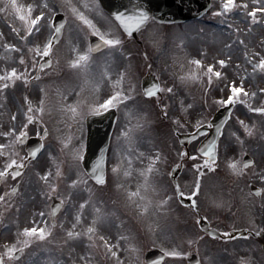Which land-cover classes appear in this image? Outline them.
<instances>
[{
    "label": "rangeland",
    "instance_id": "374dc122",
    "mask_svg": "<svg viewBox=\"0 0 264 264\" xmlns=\"http://www.w3.org/2000/svg\"><path fill=\"white\" fill-rule=\"evenodd\" d=\"M44 2L45 0H16L17 6L21 8L18 13L15 8L11 7V0H0V8H5L7 5L5 11H0V77L5 76L13 67L18 68L19 64L16 63V59L17 62L20 61V55L23 54L28 61L26 70L29 71L33 53H28L26 48H23L24 50L21 52L12 49V52L7 45H19L14 37L15 34L19 37L24 34L26 21L21 20L20 16L27 15L28 6L43 4ZM222 2L223 0H213V6L204 20L176 25H161L152 21L145 30L139 33L140 44L127 38L111 18L107 23H111L112 30L121 40V44L112 49L108 47L106 51L97 57H91L89 51L88 37L92 34V30H88L86 34L82 30L86 26L76 20L71 9L69 8L65 12L69 22L65 27L63 39L55 50L56 55L53 65L55 68L59 67L55 66L58 61L62 65L60 75L73 78L75 81L80 75L89 79L86 90L78 97L84 99L88 95L96 94L98 91L94 82H97L104 88V92L107 91L101 99L106 98V94H110L113 88L117 87L115 81H117L121 71L125 73L126 77L123 87H128L129 80L135 86L134 104L137 106V110L131 112L128 116L125 115V108L121 107L118 110L117 126L113 132L109 149L110 159L106 188L96 187L85 175L83 179L87 180V186L80 184L78 190H73L76 191V195H74L75 200L72 204L73 209H75L78 208L82 199L90 200L89 205L85 206L77 230H82L91 223L92 216L95 214L94 207H99L109 215L103 224L97 225V236L106 235L111 243H115L118 236L129 237L128 240L121 241L118 250V256L123 260V264H145L144 254L153 247L160 248L166 253L173 249L188 253L187 248L194 247L195 244H197V252L204 264H242V261L246 264H264V223L261 222L264 219L261 216V211L264 210V181L259 178L260 170L264 167V117L251 113L247 104L240 103L236 107L231 121L227 124L221 137L218 146V160L212 165L213 170L211 172L208 167L206 168L207 176L206 181H204L205 186L207 185V188L213 193L220 190L222 194L211 196L215 203V205L211 204V207L221 212L217 215L212 211L214 218L226 220L227 231L243 228L251 229L255 232L256 238L250 237L245 240L235 239L225 242L206 239L201 241L195 234L198 225L195 224L191 215L189 222L185 224L187 231L184 230L187 240L179 239L184 228L175 224L171 226L168 220V209L164 208L165 205L158 206V201L165 195L169 196L171 191L169 193L165 192V187L162 185L161 191L158 193L156 181L158 185L160 181L156 180L155 171L149 174V187L144 188L142 186L144 177L141 176V170L147 168L149 157L156 155L158 150L160 154L162 152L166 153L167 146V149L171 151L169 155L172 159L182 157L180 154L183 148L176 142L174 133L171 130L172 123H175L178 117L180 118L179 127H184L186 131L195 130L197 121L200 122L201 126L208 124L213 114L224 106L220 103V100L227 98L229 94L228 86L233 79L239 81L243 77L246 90L258 91V88L264 87V73L257 70L253 74L251 66L245 63L243 56V52L246 50L261 52V55H264V51H261L264 48V23H258L249 30L251 20L250 18L245 19L239 9L223 16L214 15L213 13L218 10ZM70 3L75 5L87 18L93 20L102 31L105 30L103 27L105 21L101 19V16L105 18L109 16L102 10L98 0H70ZM35 12L36 9L34 8L33 14ZM206 19L213 20V22L209 23ZM229 24H231V28L228 27ZM19 46L21 47V45ZM73 49H76V51L74 52ZM77 52L86 53L89 57L87 61L82 62L81 71L71 69L67 63L71 59L77 58ZM36 59L39 61L40 58L37 57ZM195 59L201 60L199 66L191 63ZM220 59L229 62L225 66H220L218 63ZM209 64L213 66L211 82H209L207 72ZM238 65L241 66L239 71ZM24 69L25 66L19 68V72H24ZM54 70L51 72L52 76L55 74ZM216 71H220L223 75L220 78L215 77L214 73ZM151 73L159 77L163 87L173 88V91L170 92L172 94L171 98L176 99L179 104L178 111H172L173 113L167 115L166 119L162 118V112L156 107L155 100H146L141 91L142 78ZM190 73L196 74L198 78H191ZM96 77L97 80L99 79L98 81L95 80ZM181 77H185V79H181ZM91 79L94 82H91ZM10 85H14L11 80ZM76 85L80 87V90L85 89L83 77L77 79ZM20 87H24V84L18 83L16 88ZM17 93L22 94V91L18 89ZM164 93L165 102L167 100L171 102L170 96H166L169 92L165 91ZM241 99H244V97L241 96ZM259 100H264V96L256 98L250 96L248 103L259 106ZM14 107L15 104L12 102L10 112ZM131 107L130 104L129 108ZM140 112L147 113V124L135 127L138 124L137 116ZM239 120H244V124L252 129L251 135L245 131L244 126L239 124ZM129 123L134 126L131 132V144L120 136L121 130H126ZM16 124L23 128L22 123ZM0 130H4L1 125ZM82 131L80 127H78V132L77 129L73 130L72 141L67 143L70 147L67 149L61 148L62 153H68L66 160L71 158L69 162H63L64 158L61 155L60 158L56 157L57 155L52 156L55 157V160L51 158L50 166L54 165L55 169L59 167L63 173V179L58 181L59 185H61V182L64 185L68 184L64 181L65 179L68 181L69 176L72 179L76 178L78 169L73 160V152L79 149L81 155L84 153V145H82V139L80 140ZM233 132L236 134L235 136L231 135ZM157 136L163 137V141L158 144L156 143ZM62 141L64 140L62 139ZM226 143L231 145L227 151L224 147ZM245 154H249L254 159V165L247 169H243L242 166ZM190 155L191 157H197V160L191 161V165H189V170L194 172L192 165L200 162L201 156L197 154L193 146L190 147ZM129 156L131 157L130 169L127 167ZM121 159L123 160L121 170L118 173H113V166ZM177 161H174V163ZM233 162L241 170L240 175L231 170ZM40 164V167L48 168L45 161ZM166 168L167 166H164V169ZM79 170L84 172L81 161ZM124 170L130 171L131 175L125 176ZM155 170H158L156 166ZM52 172L55 175V170H52ZM253 173H256V175H253ZM195 180H197V176L193 175L190 181L194 183ZM251 181L262 190L260 198L251 194L249 190ZM12 185L13 182L11 181ZM138 187L140 188V196L145 197L143 201L140 197H129L128 195L129 192L136 191ZM39 188L40 186L35 183L34 188L30 187L26 190L29 210L21 222L19 217L15 213L13 214V211L10 212L8 223L10 226L16 227V231H18V226L32 225L33 211L37 207L40 210L39 206L44 204V200H41L39 196H34L38 194ZM198 200L203 201L204 206L208 205L206 195L201 196ZM149 201L151 203L149 204L148 213L140 214L137 204L149 203ZM60 217L59 222L63 221L61 230L65 232L71 226V223L75 222L74 211H71L68 216L62 214ZM172 232L175 236L174 239ZM15 234L17 235L16 232ZM9 235L10 242L5 241L3 245L1 243L0 250L2 253L5 251L4 246L6 243L12 244L16 240L14 229H10V234L6 232V236L9 237ZM62 239H64L63 236L60 240ZM82 239L84 240L83 244H80L79 240L76 243L69 242L70 248H66L65 251H62L63 245L55 246L52 251L57 253L51 254L52 258L49 259L61 262L59 264H62L63 261L64 264H80L78 257L84 254L82 249L87 247L86 238ZM189 240L192 241L191 244L188 243ZM130 243L136 249L131 254L129 251H125ZM17 247L19 248L20 245L17 244ZM45 248L43 245L40 249L34 246L16 264H30V260L38 258ZM70 249L74 253L71 256H69ZM32 252L37 253L36 257H32ZM185 255L179 257L184 259ZM64 257H66V261L63 259ZM173 258L177 260V257ZM8 259L6 256V261ZM38 259L41 264H46V259H43L42 255ZM169 261L170 259L167 264ZM92 264H115V258L94 255Z\"/></svg>",
    "mask_w": 264,
    "mask_h": 264
},
{
    "label": "snow or ice",
    "instance_id": "6c2138e0",
    "mask_svg": "<svg viewBox=\"0 0 264 264\" xmlns=\"http://www.w3.org/2000/svg\"><path fill=\"white\" fill-rule=\"evenodd\" d=\"M87 6V5H86ZM11 7L15 8L19 13L21 8L17 6L16 0H11ZM5 8H0V11H5ZM36 9L35 14H33V9ZM71 9L72 14L76 17V20L81 22L84 27L82 30L87 34L88 30H92V33L95 37L98 38V43L96 44V48L99 49L102 45L108 46L110 49L115 48L116 46L121 44V40L118 38L115 32L112 30L111 23H107L111 17H103L101 19L105 21L103 27L104 31L101 30L100 27L93 22V20L87 18L84 13L80 12L75 5L70 3V0H45L43 4H35L28 6L27 15H21L20 19L26 21L24 27V34L19 37V41L23 42L21 47L18 48L16 44L7 45L8 48L15 50L16 52H21L23 48L27 49L28 53H33L31 56V64L34 69H41L44 67H51L52 61L50 57L54 53V41L57 40L58 34L62 31L63 25H57L55 23L56 12L63 11L67 12L68 9ZM239 9L240 13L243 14L245 19L250 18L251 24L249 25V30L252 26L258 23H264V0H240L239 3L235 2V0H223L222 4L219 6L218 10L213 13L217 16H223L226 13H232L233 10ZM139 13L138 16H124L121 13H115V20L119 21L120 24L124 25L125 28L129 27H139L146 20H148V15L146 12H143L141 9H137ZM69 21L66 19L65 23ZM223 23V21H222ZM231 28V24L228 25ZM15 31V30H14ZM118 31V28H117ZM243 43V41H241ZM75 52L76 49H73ZM264 51V48L261 49ZM77 58H73L68 61V66L71 69H80L82 66V62L87 61L89 59L86 53H76ZM245 63H247L252 68V73L255 74L257 70L260 73H264V55H261V52H243ZM37 57L40 58L43 63L37 62ZM48 58V59H45ZM20 64L27 67L28 61L26 60L25 55H20ZM229 61L225 59H220L218 61L220 66H225ZM191 63L199 66L201 64L200 59H195L191 61ZM238 71L241 66H237ZM207 72L209 74L208 79L211 82L213 66L211 64L207 67ZM191 78L197 79L198 77L194 73L189 74ZM215 77L220 78L223 74L220 71H216L214 73ZM12 78H21L27 81L30 77L25 72H18V70L13 67L10 72H8L5 76L0 77V79L8 80ZM125 73L121 71L115 81L117 87L113 88L110 94H106V98H102L101 101H96L94 106L90 107L89 111L94 114H99V111H106L108 109H119L121 107L126 109L125 115L128 116L131 112L137 110V106L134 104V96H135V86L129 80L128 87H123V82L125 80ZM181 79H185V77H181ZM244 78L241 77L239 81L233 79L229 86L226 99H221L220 103L224 105H234L238 101L241 104H247V107L251 113L259 114L264 117V100H259V106H253L251 103H248L249 97H259L264 96V87L258 88V91L246 90L244 87ZM0 87H7L6 84H0ZM157 92H172L173 88L171 87H159L158 85L152 86ZM143 95L152 97L156 95V92L146 89ZM241 96L244 99H241ZM41 106L38 109H34L33 107H29L27 109V114L24 112H18L17 115H11L10 121L7 125H5L4 130H0V139H3L5 142H0V181L7 182L8 178H11L14 186L10 187L5 194H0V204L7 206L8 208L13 207V203L9 202V197L18 191L19 185L24 181V176L27 174L29 168L32 164V158L37 156L39 149L44 147L43 144L39 146V148L30 149L26 155L21 156L18 151V145L24 143V138L28 135L26 129L28 128V124L32 121L36 120L35 111L43 112V101L40 102ZM132 105L129 108V105ZM73 114L76 113L75 107H70L69 109ZM31 114V115H28ZM165 115L167 113L165 112ZM19 120L23 124V128H20L15 122ZM138 124L135 127H140L141 124H147V113L140 112L137 116ZM27 121V122H25ZM240 125L245 127V131L250 135L252 134V129L248 128L244 124V120L238 121ZM175 123H180V118L178 117ZM197 130L201 129V124L199 121L196 122L195 125ZM134 126L129 123L126 130L122 129L120 132V136L124 137L125 140L131 144V132L133 131ZM219 131V129H218ZM45 136H47V129L44 130ZM39 135V133H37ZM235 136L236 134L233 132L231 134ZM237 139H239L237 137ZM64 144H67V141H63ZM225 151H227L231 145L229 143L225 144ZM199 152V149L197 150ZM182 156H186L187 153L180 154ZM203 155L209 157L204 160V165L212 166L213 160L211 159L210 152L205 149L203 151ZM55 160V157H52ZM162 156L157 154L149 157V164L146 169L141 170V176L144 177L143 187L148 188V178L149 174L155 171V166L161 161ZM192 159H196V156H193ZM73 160L75 161V166L78 169L76 172V178L72 179L70 176L68 177V195L64 196L63 193L60 194L59 203L55 208L51 210V219L50 222L44 220L46 213L40 211L38 213L41 218L40 221L34 220L32 226L22 227L17 231L16 240L12 244H5V251L0 253V264H11V261L16 258V254L18 252H23L24 249H28L30 245H34L37 249H40L41 245H46L51 241V238L54 235V229L57 228V219L56 212L64 206L66 203L69 205V211H74V220L75 222L71 223V226L65 230L64 239L61 240L62 244H68L69 242L76 243L79 240L80 244L84 243L82 238H86L87 247L82 249L84 252L83 255H79L78 259L80 264H92V257L94 255H102L105 258L111 257L115 258V264H123V260L118 256V250L120 248L121 241H126L129 237L118 236L116 238L115 243H111L109 238L106 235L97 236V225L103 224L107 219L109 214L104 213L101 208L94 207V215L92 216L91 223L87 225L86 228L82 230H77L78 225L81 223L83 213L85 211V206L89 205V199H82L79 203L78 208L73 209L71 205V200L74 195H76V191L78 190L79 185L83 184L87 186V180L83 179V176L87 175L91 179H94L99 184H104L105 179L102 174L98 173V165H93L90 172H83L80 169V161L83 160V156L80 154V150L77 149L73 152ZM251 163V161H249ZM123 165V160L117 161V163L113 166L112 172L118 173ZM128 169L131 168V157L128 158ZM194 168L200 169L201 165L194 164ZM231 170L237 175L241 174V170L236 167L235 162L231 165ZM35 177V183L40 186L38 195L40 197H45L51 199L53 197H57L59 192V183L61 179H63V173L59 167L55 169V175H53L52 171H45L44 167H41L40 171H35L33 173ZM125 176H130L131 172L128 170H124ZM256 175V173H253ZM259 178L261 181H264V167L261 168L259 173ZM194 190L191 192L192 196H195L196 193L200 189L199 180L194 181ZM155 191V189H153ZM259 191V189L257 190ZM175 192L180 196H183L184 193L180 191L179 184L176 185ZM129 197H140L143 201L145 197L140 196V188L138 187L136 191L129 192ZM170 197L165 195L162 199L158 201V206H164L168 203ZM149 203L137 204L139 208L140 214H147L149 211ZM193 206H195V201H193ZM261 216L264 217V210L261 211ZM41 221H43L41 223ZM264 223V219L261 221ZM60 227L63 228V221L60 222ZM223 235L225 237L229 236L228 232H224ZM189 244L192 243L191 240L188 241ZM17 244L20 247H17ZM43 251H48L47 248L43 249ZM43 251L41 255H43ZM125 251H129L131 254L135 252L136 249L133 244H129L128 248ZM186 253L178 250H171L167 253L168 256L171 257H179L185 255ZM32 257H36L37 253L32 252ZM72 255V250H69V256ZM5 256L9 259L5 260ZM30 264H41L38 258L31 259ZM46 264H59V261H55L53 259L46 258ZM242 264H246V262L242 261Z\"/></svg>",
    "mask_w": 264,
    "mask_h": 264
},
{
    "label": "flooded vegetation",
    "instance_id": "af4514ba",
    "mask_svg": "<svg viewBox=\"0 0 264 264\" xmlns=\"http://www.w3.org/2000/svg\"><path fill=\"white\" fill-rule=\"evenodd\" d=\"M46 72L47 71L42 70L39 73V75H37V77L43 78L44 74L46 75ZM27 74H29V72H27ZM8 81L10 83V79H8ZM48 95H53V94L48 93ZM12 96H13V98H10V85L8 87L7 93H5V94L0 93V125L2 126V128H5V125H7L9 123L11 115H17L18 112L26 113L27 109L29 107H32V105L29 101L30 96H32V94L30 92L23 93V94L17 93V94L12 95ZM170 96H171V93H170ZM174 100H176V99H174ZM12 102L15 104V107L13 109H11V112H10V105ZM164 102H165V100L163 97H161V99L158 102H156V106L158 108H160V110H163V114H162L163 116H166L165 111H169V112L178 111V104L177 103L176 104L174 102L169 103L167 101V104H164ZM25 106H26V109H25ZM40 106H41V104L39 103L38 108ZM62 106H63L62 95L58 94L55 97L53 102H47V100L44 99L43 100L44 111L41 112L40 119H36V120H41L42 117H44L43 121H40V123L39 122L36 123L35 122L36 120H34L28 124L30 129H31L30 135L33 138H37V137L40 138V137L44 136V130L45 129H48L49 131L47 132L48 133L47 136H45V138L43 139V142H45L44 149L42 150L40 155L37 157V159L32 161L31 167L29 168L27 174L24 176V181L21 183V185L17 186L18 191L9 197V202L13 203V207L8 208L7 206L0 204V227H2L4 229V232H3L4 236L3 237L5 238L6 241H10L9 240L10 235H9V237L6 236V232H8L10 234V229H14V235H15V228H16V227L10 226V224L8 223L10 221V212L13 211V214L15 213L19 217L20 222H21L25 218L26 213L29 210V208H28L29 200L26 197V190H28V188H30V187L31 188L35 187V177H34L33 173L35 171H40V169H41L40 163L44 162V161L47 163V166H48V168H44L45 171L55 170L54 165L50 166L51 158H52V156H56V155H57L56 157H58L60 155V153H62L61 152L62 140L60 138L59 139L55 138L52 132L56 131L54 129L62 128V119H63ZM18 121L19 120H17L15 123H19ZM75 121H76V124L71 123V125H77L78 126L77 120H75ZM172 128L176 131L177 125L173 124ZM37 133H39V135H37ZM0 142H5V141L3 139H0ZM20 145H21V147L20 146L18 147V151H19L21 156H24L27 154L26 146H24L22 144H20ZM55 152H57V153H55ZM184 152L187 153L188 156L190 155L188 148ZM185 163H186V159L182 158L179 162V165H174L171 167L170 174H167L169 181L166 183V186H172V188H174L173 190H175L176 185L179 184L180 191L185 192V188L188 186V181L185 179V174H186ZM0 164H2V161H0ZM199 165H201V164H199ZM175 166L177 168L174 169ZM203 175L204 174L199 175L200 185H201V181L203 179ZM11 181H12L11 178H8L7 182L0 181V194H5L10 187L14 186V184L11 186ZM193 190H194V188H192V191ZM66 191H67L66 187L63 188V185L62 186L59 185V196L61 193H63V195L65 196ZM199 192H200V189L196 193L194 198H196V196ZM29 195H31V194H29ZM34 196H39V195L35 194ZM176 196L180 202V198L183 196H180L177 193H176ZM39 198L41 200H44V204L42 206H39L40 210H38V207L35 208V210L33 211L32 220L33 221L34 220L40 221L41 218L39 217L38 213L40 211H43L46 213L44 220H47L50 222V219H51V201H50V199L45 198V197L39 196ZM41 200H40V202H41ZM48 203H49V206H48ZM188 209H190V211H192L197 217H199V219H201L202 217L204 218V216H207V215L212 213L211 210L210 211L207 210L205 212L207 215L205 213L202 214V211L197 210L196 206L192 207V208H188ZM208 209H212V208H208ZM62 213L67 214V216L71 213V211H69V206H67V203L64 206H62V210L60 211V213L57 216V228L53 230L54 235L51 238V241L49 243H55L57 240H59L60 236H63V238H65L64 232L60 231L61 227H60L59 218H61L60 216ZM187 217H188L187 213H185L184 211H179V213L177 215L173 216L172 219L175 222H177L179 225L184 226L185 225L184 222H185ZM42 222L43 221H41V223ZM209 224L211 227L222 228L224 230L222 232V235L224 232H227V225H226L225 220H220V219L216 218V219L212 220V222L210 221ZM27 226H32V225H27ZM18 227L22 228L21 226H18ZM23 227H25V226H23ZM203 237L208 238V236L206 234H203ZM221 240H230V238H227L223 235V238H221ZM33 246L34 245H30L28 249H24L25 250L24 254L26 251L31 250ZM193 253H194L193 249L189 248L188 249V255L185 256L184 259H183V257H177V260H176V258H172L171 263L173 262V264H189L188 258Z\"/></svg>",
    "mask_w": 264,
    "mask_h": 264
},
{
    "label": "water",
    "instance_id": "95a60500",
    "mask_svg": "<svg viewBox=\"0 0 264 264\" xmlns=\"http://www.w3.org/2000/svg\"><path fill=\"white\" fill-rule=\"evenodd\" d=\"M102 3L106 7V9L109 10L113 15L115 13H121L126 17L129 15L138 16L139 13L137 12V9L139 8L143 12L147 13L148 20L150 19V17H154L161 22H182L198 18L202 16L210 7V0H102ZM148 20H146L139 27L134 28L139 29L141 27H144ZM134 28L129 27L125 28V30L130 31ZM145 89L147 88L145 87ZM231 111L232 107L229 106L221 109L215 114L213 120L211 121L213 128L210 129V135L200 148L202 154L203 151L207 149L210 152L211 158L216 157V144L224 125L229 119ZM110 119L112 120V116H110ZM106 127L107 128L105 130V134L108 133L109 130H111L112 121L109 126ZM207 130L208 127L205 126L198 130L197 133L189 137L190 139L196 138L199 134L205 133ZM105 151L106 149L104 147L101 152L102 160L98 161V159L95 158L97 162L93 164L98 165L97 174H102L103 177ZM163 259L164 255L158 250H153L146 254V261L149 264H159Z\"/></svg>",
    "mask_w": 264,
    "mask_h": 264
}]
</instances>
